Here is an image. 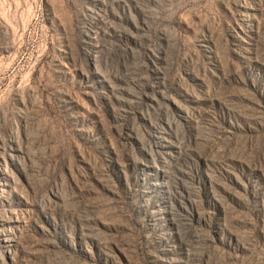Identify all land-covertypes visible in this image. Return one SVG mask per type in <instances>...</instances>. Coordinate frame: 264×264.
I'll return each instance as SVG.
<instances>
[{"label":"rangeland","instance_id":"rangeland-1","mask_svg":"<svg viewBox=\"0 0 264 264\" xmlns=\"http://www.w3.org/2000/svg\"><path fill=\"white\" fill-rule=\"evenodd\" d=\"M0 264H264V0H0Z\"/></svg>","mask_w":264,"mask_h":264}]
</instances>
